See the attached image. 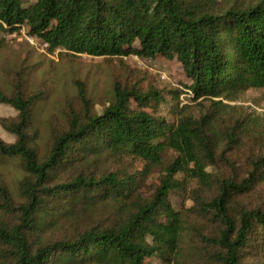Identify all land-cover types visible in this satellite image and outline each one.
Returning a JSON list of instances; mask_svg holds the SVG:
<instances>
[{
    "label": "trees",
    "instance_id": "1",
    "mask_svg": "<svg viewBox=\"0 0 264 264\" xmlns=\"http://www.w3.org/2000/svg\"><path fill=\"white\" fill-rule=\"evenodd\" d=\"M228 1L34 0L25 6L23 0H0V33L25 27L47 42L50 52L176 57L190 80L191 99L219 105V98L236 100L247 87L264 88V0ZM135 42L138 47L132 50ZM40 97V92L24 95L19 85L11 95L0 90V103L18 112L13 119H0L15 136L11 144L0 138V156L20 158L28 175L20 187L24 202L17 206L9 205L8 191L0 186L7 207L17 213L13 224H0V244L8 247L9 264H145L154 256L176 257L183 216L169 193L178 186L174 175L180 172L197 179L195 205L219 225L214 235L201 236L209 256L219 264H264V210L239 206L235 199L256 180H264V155L252 160L251 171L240 181L206 171L217 162L220 138L210 110L200 116L182 110L171 124L148 109L156 111L164 101L162 90L116 82L113 100L98 113L80 86L83 112L68 110L66 126L53 135L41 158L29 131ZM240 125L235 120L225 131L222 160H227ZM165 149L177 155L145 196L139 184L149 166L162 164ZM106 154L139 160L144 167L133 172L88 170L92 158ZM74 166L79 170L69 174ZM212 186L215 192L207 198L204 193ZM110 202L116 206L102 225L56 239L40 235L47 226L70 220L79 207Z\"/></svg>",
    "mask_w": 264,
    "mask_h": 264
},
{
    "label": "rangeland",
    "instance_id": "2",
    "mask_svg": "<svg viewBox=\"0 0 264 264\" xmlns=\"http://www.w3.org/2000/svg\"><path fill=\"white\" fill-rule=\"evenodd\" d=\"M258 0H229L228 3L247 4ZM34 0H23L27 6ZM27 28L17 32L0 33V90L11 95L14 87L19 85L24 95L40 92V99L32 108L30 134L43 158L49 149L53 135L60 131L67 122V112L74 109L83 112L79 97V87L84 88L85 96L89 99L93 110L101 113L113 100V86L116 82L136 84L141 88L150 86L163 91L164 101L157 106L148 108L156 112L167 122L175 124L179 115L192 114L200 116L210 110L214 119L213 126L220 138L217 142V162L206 166V171L220 179L233 178L242 180L252 169V160L264 155V88L247 87L241 96L230 101L219 98L221 104L211 105L209 99L192 100L187 86L190 80L186 76L181 63L176 57L142 58L133 52L126 56L103 57L87 54H71L64 49L50 52L40 40L35 44L29 41ZM138 47L135 42L131 49ZM10 105L0 103V119H13ZM181 111V113H180ZM235 120L241 121L237 128V140L226 152L227 160H222L223 135ZM0 138L15 140L0 124ZM177 155L172 149L162 153V164L151 165L147 177L139 184L138 191L145 196L150 195L164 174L163 166L171 162ZM97 160V161H95ZM90 162V161H89ZM88 162V170L97 172L125 169L128 171L141 170L144 163L130 157L114 158L108 154L92 158ZM79 168L68 169L69 174ZM28 175L23 168L20 158L0 156V186L8 191L10 206L24 202L21 183ZM179 181L178 186L170 191L169 200L172 206L182 212L183 230L181 233L179 251L176 257L164 259L154 256L145 264H219L209 256L201 242V236H212L218 232V223H213L205 213L198 210L193 197L199 189L197 179L186 172L174 175ZM252 187L243 194L235 197L239 206L261 208L264 210V180H256ZM215 192L212 186L205 191L207 198ZM6 198L0 193V224H13L17 219L16 211L6 205ZM115 204H98L93 208L77 209V214L70 220H61L56 225L47 226L40 233L43 240L56 239L77 233L86 226L102 225L111 214ZM7 246L0 244V264H9ZM212 245L209 250H213ZM252 250V249H251ZM259 253V249L256 251ZM264 255V252L260 256ZM173 258H176L175 260Z\"/></svg>",
    "mask_w": 264,
    "mask_h": 264
},
{
    "label": "built area",
    "instance_id": "3",
    "mask_svg": "<svg viewBox=\"0 0 264 264\" xmlns=\"http://www.w3.org/2000/svg\"><path fill=\"white\" fill-rule=\"evenodd\" d=\"M38 40H40V38H38V37H35V36H32V35H30V37H29V41L31 43H33V44H35V42H38ZM41 41L43 43V46L48 48V43L43 41L42 39H41Z\"/></svg>",
    "mask_w": 264,
    "mask_h": 264
},
{
    "label": "clouds",
    "instance_id": "4",
    "mask_svg": "<svg viewBox=\"0 0 264 264\" xmlns=\"http://www.w3.org/2000/svg\"><path fill=\"white\" fill-rule=\"evenodd\" d=\"M4 113H0V115H3ZM11 114L13 115V116H15V115H18V112H17V110H15V109H11ZM6 143H8V144H11V143H14V139L13 140H6L5 141Z\"/></svg>",
    "mask_w": 264,
    "mask_h": 264
}]
</instances>
